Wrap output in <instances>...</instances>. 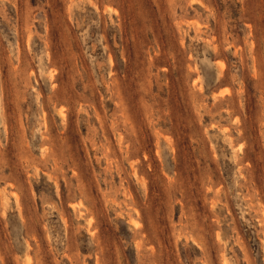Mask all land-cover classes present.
Here are the masks:
<instances>
[{"label":"rangeland","instance_id":"374dc122","mask_svg":"<svg viewBox=\"0 0 264 264\" xmlns=\"http://www.w3.org/2000/svg\"><path fill=\"white\" fill-rule=\"evenodd\" d=\"M0 264H264V0H0Z\"/></svg>","mask_w":264,"mask_h":264}]
</instances>
